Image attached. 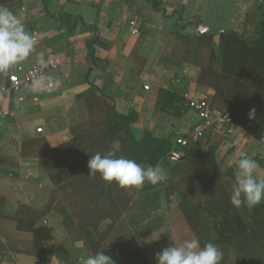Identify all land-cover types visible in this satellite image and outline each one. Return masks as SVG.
<instances>
[{
	"label": "crops",
	"instance_id": "0c3cea01",
	"mask_svg": "<svg viewBox=\"0 0 264 264\" xmlns=\"http://www.w3.org/2000/svg\"><path fill=\"white\" fill-rule=\"evenodd\" d=\"M0 6L18 15L23 10L36 41L26 60L0 76V85L11 73L23 77L33 66H47L49 55L56 62L31 87L0 96V264H82V257L113 243L127 244L133 234L128 219L133 226L142 220L137 235L146 256L150 214L167 210L165 185L157 187L152 208L150 183L120 189L98 175L71 174L72 165L59 163L81 126L104 113L114 120L109 109L138 113L130 125L137 140L145 131L171 140L187 137L197 154L212 149L220 174L234 182L244 151L264 177L259 139L233 120L195 141L193 111L182 117L154 113L160 89L187 101L206 99L230 113V80L222 79L216 89L199 82V75L202 67L222 73L220 33L233 31L249 44L258 38L264 0H0ZM45 82L53 83L50 93ZM169 211L160 217L166 230L187 233L179 202Z\"/></svg>",
	"mask_w": 264,
	"mask_h": 264
},
{
	"label": "rangeland",
	"instance_id": "374dc122",
	"mask_svg": "<svg viewBox=\"0 0 264 264\" xmlns=\"http://www.w3.org/2000/svg\"><path fill=\"white\" fill-rule=\"evenodd\" d=\"M106 115V113L98 115L91 122L81 126L78 129V136L73 141L71 152L66 153L65 159L64 156L59 157L60 165L63 162L72 165L71 174H84L83 171L87 174L88 169L84 166L90 157L108 150L114 140L118 139L121 142V151L128 148L130 139L114 120H110ZM169 162L160 161L152 165L148 158L139 162L144 165H159L167 172L166 181L157 185L150 184L155 188L152 187L150 204L152 208L156 206L154 202L160 193L157 187L160 184L165 185L161 191L164 192L168 206L167 210L161 211L162 214L167 215L171 206L177 202L180 205L184 204L189 210L190 222L187 221V224L190 230L182 236L176 234V231L170 234V230H166L167 221L164 218L160 221L162 214H150L148 222L151 234L146 243L148 263L156 264L155 255L164 248L172 244L179 245L184 240L196 236L201 246L212 242L220 248L223 253L220 264H264V207L241 206L237 209L229 202L231 189L235 183L233 180L224 178L216 171L197 174L193 165L187 170L174 168L172 167L174 163ZM215 182L219 183L214 187L212 184ZM129 221L131 229L128 228V231L135 235L129 234L130 240L127 244L139 246L141 237L137 234L142 220H139L140 226L139 221L134 222L135 226L132 225L133 220L128 219L125 222L129 224Z\"/></svg>",
	"mask_w": 264,
	"mask_h": 264
},
{
	"label": "trees",
	"instance_id": "16d2710c",
	"mask_svg": "<svg viewBox=\"0 0 264 264\" xmlns=\"http://www.w3.org/2000/svg\"><path fill=\"white\" fill-rule=\"evenodd\" d=\"M258 26V38L252 44L233 31L220 33L219 36L225 43L222 73H210L202 67L198 79L199 82L207 83L216 89L222 79L230 80L234 88V96L231 100L229 114L234 122L256 139L261 138L264 128V12L260 15ZM206 39L208 47H210L212 36ZM186 102L187 100L178 92L160 89L154 113L165 112L173 114L175 117H182L188 110ZM253 108L255 116L253 119H249L248 113ZM109 112L113 114L114 122L119 129L131 141L128 148L121 151L120 154L134 159L138 163L148 158L152 165H155L160 161H173L174 159H170L169 155L173 149L177 148L186 157L182 161L174 160L175 164L172 167L187 170L193 165L197 174L202 175L210 171L220 174L218 165L213 158L212 149L200 155L195 152L191 144L185 148L175 147L174 141L170 138L155 137L150 131H145L141 139L137 140L130 131V125L136 122L138 113L131 111L128 115H119L112 113L110 109ZM218 183L215 182L212 186L215 187ZM259 205L264 207V203ZM181 209L186 220L189 221L190 215L187 206L181 204ZM104 252L113 258L115 264H149L139 246L113 243Z\"/></svg>",
	"mask_w": 264,
	"mask_h": 264
},
{
	"label": "clouds",
	"instance_id": "9594fccd",
	"mask_svg": "<svg viewBox=\"0 0 264 264\" xmlns=\"http://www.w3.org/2000/svg\"><path fill=\"white\" fill-rule=\"evenodd\" d=\"M23 10L15 14L9 8L0 6V76L28 58L33 51L35 38L26 29ZM255 109L248 118L253 119ZM121 142L117 139L103 153H96L87 162V176L99 178L106 184L115 183L120 188H141L146 182L157 185L167 180V172L159 165L137 163L121 153ZM257 163L246 152L241 151L236 161L235 183L229 202L235 208H253L264 201V177L256 175ZM158 238V236H157ZM156 238V239H157ZM147 242V241H146ZM223 253L220 248L207 242L201 246L198 237L192 236L179 245L172 244L156 253V264H220ZM82 264H115L104 251H98L86 258Z\"/></svg>",
	"mask_w": 264,
	"mask_h": 264
},
{
	"label": "built area",
	"instance_id": "2783aa9c",
	"mask_svg": "<svg viewBox=\"0 0 264 264\" xmlns=\"http://www.w3.org/2000/svg\"><path fill=\"white\" fill-rule=\"evenodd\" d=\"M136 32V29L133 30ZM56 64L52 55H49L47 59V66H33L25 71L23 77L18 76L15 73L9 74L7 81L0 85V96L7 95L12 92H17L22 89L31 87L38 82L44 75L47 67H54ZM44 90L50 93L53 89L52 82H45ZM188 110H191L196 115V121L191 130L192 138L197 141L200 139L208 129L219 126H231L232 118L226 111L212 107L210 102L206 99H191L186 102ZM230 128L228 129V132ZM175 147L185 148L188 146L189 141L187 137L179 136L174 140ZM261 144L260 158L264 159V134L259 139ZM169 155L170 159L176 160V156L183 155L177 148L173 149Z\"/></svg>",
	"mask_w": 264,
	"mask_h": 264
},
{
	"label": "water",
	"instance_id": "95a60500",
	"mask_svg": "<svg viewBox=\"0 0 264 264\" xmlns=\"http://www.w3.org/2000/svg\"><path fill=\"white\" fill-rule=\"evenodd\" d=\"M207 31V28L203 27V29L199 32L200 35H202L203 33H205ZM172 156V155H171ZM185 158L184 155H178L176 156V160H183Z\"/></svg>",
	"mask_w": 264,
	"mask_h": 264
}]
</instances>
